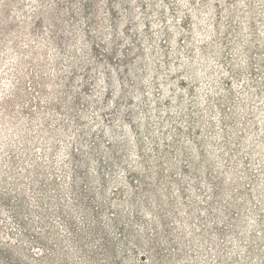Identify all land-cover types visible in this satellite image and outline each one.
Returning a JSON list of instances; mask_svg holds the SVG:
<instances>
[{
  "label": "rangeland",
  "instance_id": "rangeland-1",
  "mask_svg": "<svg viewBox=\"0 0 264 264\" xmlns=\"http://www.w3.org/2000/svg\"><path fill=\"white\" fill-rule=\"evenodd\" d=\"M0 264H264V0H0Z\"/></svg>",
  "mask_w": 264,
  "mask_h": 264
}]
</instances>
